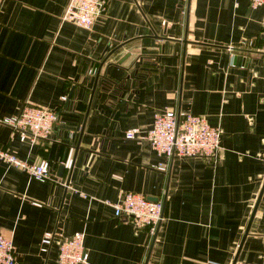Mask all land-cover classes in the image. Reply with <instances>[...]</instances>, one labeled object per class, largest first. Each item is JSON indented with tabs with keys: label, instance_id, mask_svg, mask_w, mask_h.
<instances>
[{
	"label": "crops",
	"instance_id": "crops-1",
	"mask_svg": "<svg viewBox=\"0 0 264 264\" xmlns=\"http://www.w3.org/2000/svg\"><path fill=\"white\" fill-rule=\"evenodd\" d=\"M68 1L0 0V145L51 162L41 181L0 159V232L20 264H57L55 242L40 250L50 230L84 231L83 264H264V3L106 0L83 27L62 19ZM27 100L61 113L54 138L3 121ZM166 108L219 126V156L124 137ZM126 190L162 199L152 238L106 202Z\"/></svg>",
	"mask_w": 264,
	"mask_h": 264
},
{
	"label": "built area",
	"instance_id": "built-area-1",
	"mask_svg": "<svg viewBox=\"0 0 264 264\" xmlns=\"http://www.w3.org/2000/svg\"><path fill=\"white\" fill-rule=\"evenodd\" d=\"M252 6L264 3V0H249ZM106 6V0H69L62 19L72 21L83 27H90L96 16ZM253 43V40H249ZM95 72V67H88L86 74ZM66 105L72 107L76 101L74 95H62ZM3 121L19 132L20 140L54 138L57 125L64 123V118L57 109L49 108L31 101H25L20 109ZM75 130L69 131L74 138ZM221 129L210 124L202 114L179 113L173 108L156 111L151 126L141 128L131 126L124 130L125 138L147 141L161 155L168 158L201 156L215 160L219 156ZM0 159L7 164L19 166L30 176L47 181L51 179V162L43 157L38 162H29L20 158L7 147L0 145ZM114 210V214L130 220L136 227L146 226L150 238L155 236L163 218V201L151 199L137 191L126 190L115 200H106ZM84 231L76 230L71 235H64L55 230L45 231L41 237L40 250L46 252L50 245L57 244V264H83L88 260V251L84 244ZM0 264H20L16 257L14 244L10 236L0 232ZM234 264H263L238 259Z\"/></svg>",
	"mask_w": 264,
	"mask_h": 264
},
{
	"label": "water",
	"instance_id": "water-1",
	"mask_svg": "<svg viewBox=\"0 0 264 264\" xmlns=\"http://www.w3.org/2000/svg\"><path fill=\"white\" fill-rule=\"evenodd\" d=\"M184 42H186V39H184ZM263 190H264V182H263V184H262L261 190H260V192H259V195H258V198H257V200H256L255 206H254V208H253L252 215H253V213H254V211H255V209H256V206H257V204H258V201H259V199H260V197H261V194H262ZM153 199H156V198H153ZM252 215H251V216H252ZM246 231H247V230H246ZM236 260H237V256L234 257V259L232 260L231 264H234Z\"/></svg>",
	"mask_w": 264,
	"mask_h": 264
}]
</instances>
